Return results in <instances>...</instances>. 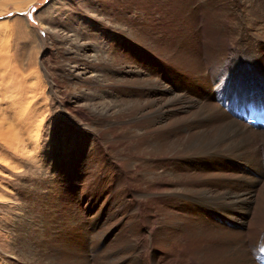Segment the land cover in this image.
I'll use <instances>...</instances> for the list:
<instances>
[{"label":"rangeland","instance_id":"374dc122","mask_svg":"<svg viewBox=\"0 0 264 264\" xmlns=\"http://www.w3.org/2000/svg\"><path fill=\"white\" fill-rule=\"evenodd\" d=\"M239 1L240 12L225 8L228 6L226 0H0V107L2 112H6L8 107H17L15 111L8 110L13 114H22L23 126L19 127L22 130L34 123L40 126V130L36 131L38 127L34 129L35 133L25 129V136L20 139L19 148L22 152L19 149L17 156L9 154V162L0 158L1 264H38L35 255L20 243V237L37 234L43 226L45 229L65 227L68 222L66 210L70 211L72 219L75 212L80 213L87 230L91 231L92 225L95 226L88 245L92 246L98 241L102 235L100 232L115 229V237L101 238V256L96 257L94 253V257L93 249L91 246L88 248L92 264L109 262L111 250L125 246L136 235L141 245L148 243L141 252L144 259L153 255L152 251L157 248L155 236H152L153 242L149 243L146 233L154 231L157 224L160 213L157 203L149 202L142 206L145 215H149L151 225L145 228L147 220L140 219L139 233L126 226L130 219L126 214L127 210L123 209V215L119 218H111L114 210L119 206L123 208V198L132 197L141 183L138 181L141 176L139 171L143 169L140 166L142 163L133 172L130 168L126 169L124 159L132 156L141 159L143 153L137 146L133 151L130 150L131 143L124 138L125 126L119 125L115 127L117 129H111L104 124L99 127L93 124L97 117V122L100 120L99 115L106 114V110L109 109L111 113V71H123L127 66L128 54L124 52V46L119 40L121 31L126 27L133 28L142 35L145 21L148 20V23L157 26L155 29L160 30V34L166 36L170 48L180 38L184 47L196 50L200 60L206 61L211 56L215 65V61L218 64L220 58L228 59L232 55L235 57L240 50L238 19H251L253 28L264 37V20H252L256 15H261L263 19L264 15L254 12L248 6L257 5L259 0ZM16 4L23 5L24 8L17 11ZM23 20L30 27L26 28ZM197 26L199 32L194 30ZM214 69L218 67L215 65ZM122 78L123 75H120L115 81ZM240 95L242 94L234 97L238 98ZM17 96L20 97L16 98ZM118 98L123 99L120 96ZM242 103L245 108H262V104L255 101ZM88 108L93 109L90 111ZM235 109L231 110L234 115ZM32 111L38 117L33 115L29 122V113ZM71 116H76L77 120ZM10 121H5L6 124L2 125L0 119V131H8ZM29 135L31 138L28 139ZM112 136H119V140L111 142ZM0 145L3 146V143ZM23 150L29 153L28 157ZM256 150L263 161L264 173L263 141H257ZM6 152L8 153L0 147V155L8 156ZM29 157H33L31 162L25 160ZM159 163L160 160L153 158L150 165ZM255 175L260 179L259 173ZM262 186L256 189V194L264 192ZM252 214L255 218H248L249 223L242 229L245 233L242 241L244 243L245 240L251 257L256 254L255 246L260 249L264 244V213L254 209ZM29 220L33 225H29ZM82 230V227L76 229L75 235L80 236ZM194 249L184 259L189 264H198L196 258L199 256L200 246L197 245ZM96 251L99 253L100 250ZM19 253L24 254V257ZM153 258L151 256L150 262L154 261Z\"/></svg>","mask_w":264,"mask_h":264},{"label":"bare ground","instance_id":"6f19581e","mask_svg":"<svg viewBox=\"0 0 264 264\" xmlns=\"http://www.w3.org/2000/svg\"><path fill=\"white\" fill-rule=\"evenodd\" d=\"M226 1L228 6L225 8L239 11V0ZM248 6L254 12L264 15V0H259L257 5ZM15 8L21 11L24 7L16 4ZM255 19L259 22L264 20L261 15L252 18L253 21ZM147 21L142 35L133 28L122 29L119 40L124 46V52L128 54L127 66L123 71H111V82L109 81L112 94L111 113L108 108L106 111L104 109L106 114L99 115L100 120L97 122V117L93 124L97 127L104 124L111 129L112 127L117 129L115 127L119 125L125 126L124 138L131 143L130 150L133 151L137 146L142 151L141 159L136 156L124 159L126 169L130 168L133 172L136 166L142 163L140 166H143V169L139 171L141 176L139 175L138 181L141 183L132 197L125 196L124 200L122 199L123 208L119 206L114 210L111 218L116 219L117 216L119 218L123 215V209L127 210L126 214L130 219L126 226L131 231L137 230L139 233L140 219L147 220L145 228L151 225L149 215H145L142 206L144 203H157L160 210L157 224L154 231L146 233L149 243L152 236H155L157 248L152 251L153 255H149V259H144L141 252L148 243L141 245L136 235L135 239L130 240L125 246L111 250L112 257L105 263L189 264L184 259L189 251H194L198 245L200 246V253L196 258L198 264H257V262L260 264L264 260L263 242L260 249L255 246L256 254L251 257L245 240L244 243L242 241L245 236L242 229L249 223L248 218L252 220L255 218L252 210L264 213V192L261 195L256 194V189L264 185L263 161L256 150L257 141L264 142L261 140L264 139V129L252 125L250 127L243 121V115L255 108L252 106L245 108L242 102L255 101L264 108V41H262L264 37L253 28L251 19H238L240 50L235 57L232 55L231 58L224 57L222 60L219 56L221 61H218V64L215 61L218 69H214L215 65L210 55L206 61L200 60L196 50L184 47L180 38L170 48L166 36L155 29L157 26ZM24 24L26 28L30 27L26 21ZM194 30L199 32V27ZM120 75H123V78L115 81ZM239 94L242 95L234 97ZM119 96L123 99H119ZM8 109L15 111L17 107H8L5 109L6 112H2L0 107L2 125L6 124L5 121L11 120L8 123V131H0V143H3L0 147L8 151L6 152L8 156L2 154L0 158L3 157L9 162L11 160L9 154L17 156L19 152L20 139L25 136L23 135L25 129L34 132L36 127H38L36 131L40 130V126L34 123L33 126L20 129V126H23L22 114H17L18 112L13 114ZM234 109L236 115L231 111ZM67 114L71 115L68 112ZM33 115L38 117L35 111L30 112L29 122ZM71 117L77 120L76 116ZM117 137L112 136L111 142L119 140ZM25 154L26 157L29 156V153ZM32 158L25 160L31 162ZM153 158L160 160V163L151 166ZM258 173L260 179L255 175ZM75 213L72 219L70 211H65L68 220L65 227L45 229L43 226L33 235H23L26 233L24 231L19 242L29 248V253L35 255L38 264H92V259L88 257L90 252L88 248L91 246L88 245V241L96 228L92 225L91 231L87 230L81 214ZM80 227L84 231H80V236H77L74 232ZM114 230L110 228L99 233L102 235L91 246L93 256L94 253L96 257L101 256L103 250L100 246L101 238L115 237ZM255 234L254 232L253 235ZM96 250H100L99 253ZM21 256L24 257V254ZM151 256L154 257L152 262ZM180 259L183 261L180 262Z\"/></svg>","mask_w":264,"mask_h":264}]
</instances>
